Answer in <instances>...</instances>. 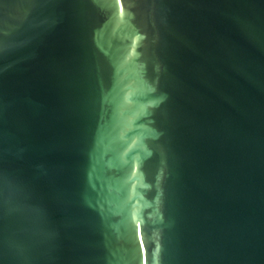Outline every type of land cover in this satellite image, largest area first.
Instances as JSON below:
<instances>
[{
	"label": "water",
	"instance_id": "1",
	"mask_svg": "<svg viewBox=\"0 0 264 264\" xmlns=\"http://www.w3.org/2000/svg\"><path fill=\"white\" fill-rule=\"evenodd\" d=\"M0 264H264V0H0Z\"/></svg>",
	"mask_w": 264,
	"mask_h": 264
}]
</instances>
